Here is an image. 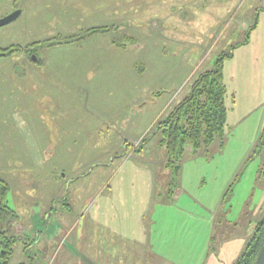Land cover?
Listing matches in <instances>:
<instances>
[{
	"label": "rangeland",
	"instance_id": "rangeland-1",
	"mask_svg": "<svg viewBox=\"0 0 264 264\" xmlns=\"http://www.w3.org/2000/svg\"><path fill=\"white\" fill-rule=\"evenodd\" d=\"M16 11L0 175L40 264H83L99 220L150 232L178 264H236L264 214V0H0V20ZM220 59L225 137L177 172L159 126Z\"/></svg>",
	"mask_w": 264,
	"mask_h": 264
},
{
	"label": "trees",
	"instance_id": "trees-1",
	"mask_svg": "<svg viewBox=\"0 0 264 264\" xmlns=\"http://www.w3.org/2000/svg\"><path fill=\"white\" fill-rule=\"evenodd\" d=\"M92 31L105 32L107 29L98 28ZM21 48L0 49V57L12 55ZM222 70L223 59H220L213 68L198 77L190 94L159 126L163 137L162 144L168 153V166L175 167L177 172L186 152L198 154L207 151L225 137L227 109ZM263 243L264 218L257 224L236 264H254Z\"/></svg>",
	"mask_w": 264,
	"mask_h": 264
},
{
	"label": "crops",
	"instance_id": "crops-1",
	"mask_svg": "<svg viewBox=\"0 0 264 264\" xmlns=\"http://www.w3.org/2000/svg\"><path fill=\"white\" fill-rule=\"evenodd\" d=\"M101 207L102 204L99 207V211H101ZM92 208L93 206L91 209ZM91 209H89V211ZM121 210L116 212L117 216L119 215V212H122ZM262 213L261 210V215ZM141 214L145 215V213ZM262 216L259 220L250 224L245 235L246 239L251 238L257 224L264 218V214ZM99 221L97 224L98 250L94 252L92 248H84L81 251V261L83 264H178L179 261L171 258V254L165 252L169 246H164L162 248V244L158 239L152 236L150 232L149 235L147 233V236L146 234L140 236L136 235L129 240L127 239V235L123 234L119 236L117 234L118 229H112L111 222L102 223ZM151 227L152 226L149 227V230H151ZM115 235H118L119 238ZM71 253L75 255L74 250H71L70 254ZM67 264H69V262Z\"/></svg>",
	"mask_w": 264,
	"mask_h": 264
},
{
	"label": "flooded vegetation",
	"instance_id": "flooded-vegetation-1",
	"mask_svg": "<svg viewBox=\"0 0 264 264\" xmlns=\"http://www.w3.org/2000/svg\"><path fill=\"white\" fill-rule=\"evenodd\" d=\"M30 58L38 60L35 55ZM3 177L0 175V264H40L35 231L32 236L24 228L21 197Z\"/></svg>",
	"mask_w": 264,
	"mask_h": 264
},
{
	"label": "water",
	"instance_id": "water-1",
	"mask_svg": "<svg viewBox=\"0 0 264 264\" xmlns=\"http://www.w3.org/2000/svg\"><path fill=\"white\" fill-rule=\"evenodd\" d=\"M21 15V11H16L13 14L3 18L0 20V28L12 23L16 19H18ZM254 264H264V243L262 245V248L256 258V261Z\"/></svg>",
	"mask_w": 264,
	"mask_h": 264
}]
</instances>
